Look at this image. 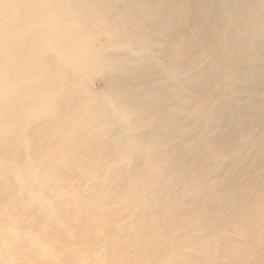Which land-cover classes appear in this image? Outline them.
I'll return each instance as SVG.
<instances>
[{
	"label": "rangeland",
	"instance_id": "374dc122",
	"mask_svg": "<svg viewBox=\"0 0 264 264\" xmlns=\"http://www.w3.org/2000/svg\"><path fill=\"white\" fill-rule=\"evenodd\" d=\"M37 1L0 0V24L15 14L10 21L14 43L38 31L24 16L39 10ZM49 2L52 11L66 12L57 29L49 22L40 27L44 39L55 37V43L46 47L41 40L30 41L31 49L26 45L23 52L2 56L3 79L8 82L18 73L26 75L28 84L30 75L36 87L43 81L40 74H48L40 91L48 94L36 104L48 102L50 91L63 84L70 95L61 93L64 99L53 108L55 113L27 118L23 136L28 137V148L21 149L24 162L18 170L33 167L54 178L44 191L51 201L46 215L65 205L62 196L55 198L61 188L65 196L78 197L77 210L68 214L74 218L84 203L95 199L98 182L104 178L101 191L109 196L110 205H120L132 191L130 180L145 182L144 190L136 194L132 214H148L141 215L145 226L133 230V246L125 244L127 226L120 215L114 223L119 232L114 240L106 243L102 228L93 225L92 242L79 244L78 251L63 257L61 264H75L74 255L87 264H187L186 253L197 264H221L222 260L224 264H264V155L256 163L252 158L264 154V85L254 77L264 69V0ZM202 11L209 13L211 27L201 26L197 15ZM183 17L187 19L182 21ZM36 19L44 21L45 15L37 14ZM7 36L8 30L2 28L0 44ZM82 95L87 101L76 104ZM156 95L166 113L202 115L199 126L194 124L188 135V147H202L177 171L180 183L174 172L160 181L161 168L173 151L169 144L157 142L162 131L151 127H158L159 113L150 112L152 120L141 116V106ZM235 103L252 108L249 115L235 113L246 133L245 142L233 151L214 149L209 139L225 120L222 114L227 106ZM23 117L18 109L16 118ZM130 118L136 131L128 127ZM21 140L22 132L13 129L7 142L19 146ZM133 158L129 171L126 168ZM149 162L156 166L151 181L145 172ZM228 174L238 184L229 203L216 192L220 193ZM163 192L170 195L167 201ZM19 203L0 198V215H16L13 207ZM147 203L160 210L158 221L149 215ZM99 218L92 215V221ZM140 230L149 233L139 235ZM155 232L157 243L145 247ZM182 239L188 241L185 248L177 245ZM137 244L142 245L141 256ZM10 263L20 264V260ZM24 264L45 263L35 258Z\"/></svg>",
	"mask_w": 264,
	"mask_h": 264
},
{
	"label": "bare ground",
	"instance_id": "6f19581e",
	"mask_svg": "<svg viewBox=\"0 0 264 264\" xmlns=\"http://www.w3.org/2000/svg\"><path fill=\"white\" fill-rule=\"evenodd\" d=\"M37 2L39 10L24 15L31 24H36L38 27V31H32L30 38L28 36H23L18 44L10 39L13 29L10 21L15 18L14 13H10L9 18L4 23L0 24V30L2 28L8 30V36L3 40V43L0 44V171H3L2 176L0 177V198L8 200L14 198L20 201L19 204L13 207L16 215H0V264H12L10 262L16 259L20 260V264H24L35 258L45 264H61L63 257L72 255V252L74 254L76 253L79 244L82 245V243L92 242L95 232L93 225H98L102 228L101 238L106 243H110L114 240L119 234L118 227H116L114 223L118 220L120 215L125 221L124 226H127V238H125V244L128 245L131 243L133 246L135 244L133 241V230L140 225L141 227H144L145 225L141 224L144 221V218L141 215H148L146 211H143L141 215L132 214L135 210L134 205L136 194L141 192V190H144L146 186L145 182L135 183L130 180V184L133 187L132 191L122 198L120 205H110L109 196L101 191L106 184L105 178L98 182L100 190L96 194L94 193L95 199H91L84 203L80 210L82 215L80 212H77V215H74V218H70V215L68 214L77 210L74 205L77 203L78 197L76 194L74 196H65L61 188L56 190L55 198L62 196L63 198L61 200H63L62 203H65V205H63L62 209L59 211H52L51 215H46V210L50 207L51 201L44 196V191L49 183L53 182L54 178L51 177L52 175L49 176L37 173L33 167L29 170H18V166L22 165L24 162V160H21L23 157L21 149L23 146L28 148V137L23 136V129L27 124V118L29 119L30 117H33L37 119L38 115L45 118L46 116L55 113L53 108L57 104L63 102L64 99L63 98L61 101V93L70 95L65 89L67 84H63L61 87H54V89L50 91V99L48 102L36 104L48 94L46 92L41 94L40 92L43 88V81L48 74H40L43 81L36 83V87L33 77L31 78L30 75V81L28 84L25 83L27 77L23 74L16 73L15 78L8 82L3 79L4 73L1 69L2 56L16 53L18 51L23 52L26 45L31 49L30 41L36 42L37 40H41L46 47L53 46L55 43V37L44 39L40 27L42 23L47 25V22H49L57 29L63 22L66 12L52 11L49 0H38ZM9 3L12 5V1H9ZM262 11L264 12V6ZM37 14H44L45 20L36 19ZM197 17L201 22V26L211 27L209 22L212 19L208 12H199ZM184 19H187V17H183L182 21H184ZM67 34L69 37L70 34L72 37L74 36V33L70 30L67 31ZM151 35V32L148 31V37H151ZM261 55L264 58V51ZM236 64L237 63L234 65ZM32 66L34 69L38 68L35 63H33ZM254 77L260 84L264 85V69H259L256 74H254ZM84 96L85 95L78 97L76 104H84L87 101ZM162 103L163 101L160 98V95H156L141 106V116L149 117L151 120V113H159L160 117L157 118L159 121L158 127H156L157 124L154 127H151L155 129V131L157 129L162 131L157 133L158 143H166L172 146V157L169 155L168 161H166L161 168L162 175H160V181L162 180L163 175L168 172H174L177 175V171H182V169L185 168L183 163L195 157L196 154L192 155L193 152H195L197 148L200 149V147H202V144H197V147H188V145H190L188 135H190L194 124L199 126L202 120V115L195 114L192 115V117L185 112L178 115L173 114V112L166 113V111L161 108ZM18 109H21L24 113L22 119L16 118ZM90 110H92V108H90ZM251 111V107H243L237 103L228 105L227 111L222 114L225 120L219 122L218 132L215 136L209 139L210 146L214 149L231 151L239 148L240 144L245 142L243 137L246 133L241 124L237 123L235 120V113L237 114L241 112L243 115H249ZM127 120L128 127L131 128V130L136 131L137 125L134 127V120L132 118ZM158 121L156 120V122ZM13 129H19L22 132V140L19 146L17 144H8L7 142ZM139 132H141V130ZM138 135L141 136V133H138ZM45 141L46 139L43 140L42 143L45 144ZM238 143L240 144L238 145ZM156 146L157 143L154 142V147L156 148ZM258 146L260 145L258 144ZM263 155L264 154H259L252 158H255L256 163L259 161V158L263 157ZM134 161V158L132 162L130 160L126 168L127 170L130 171ZM43 166L46 167L45 163ZM145 168V172L148 174L149 180L151 181V179L155 177L153 171L156 170V166L149 162ZM109 170L110 172L113 171L112 169ZM177 176L180 177L178 179L180 183L182 177L179 175ZM169 178L170 182L174 181L172 177ZM237 188L238 184L236 178H234L232 174H228L219 187L220 193L218 190H216V192L219 196L223 195L222 197L225 198V200H228L227 203H229L234 197V191ZM163 193L162 197L167 201V199L170 198V195L168 192ZM162 203L165 205L164 201ZM147 206L151 218L154 221H158L161 218L158 215L160 210H158L155 205L152 206L147 203ZM161 209L167 208L162 206ZM83 213L87 215H84ZM92 215H101V218L98 220L93 219L92 221ZM125 216H128L127 218L129 220L127 218L124 219ZM173 217V215H168V218ZM139 232V235L149 233L146 230H140ZM153 235L154 236L148 243L143 244L145 247L153 246L155 242L157 243L158 235L156 232ZM79 236H82L84 241L80 242L81 240ZM97 242L102 245V241L98 240ZM177 243V245H183L182 248H185L184 243H188V241L182 239ZM70 244L72 246H69ZM261 244L264 245V242H261ZM137 246L138 250L136 252L138 253V256H141V252L143 251L141 248L142 245L137 244ZM88 250L89 247H85L84 252L88 253ZM56 252H59L60 254L56 256ZM105 255L108 257V249L106 250ZM256 257L257 255L255 254L254 258ZM73 259L75 264H87L84 259H81L76 255H74ZM183 259L187 261V264H197V260H194L195 258L188 253L185 254ZM224 263L225 261L222 260L221 264ZM249 263H251V261Z\"/></svg>",
	"mask_w": 264,
	"mask_h": 264
}]
</instances>
